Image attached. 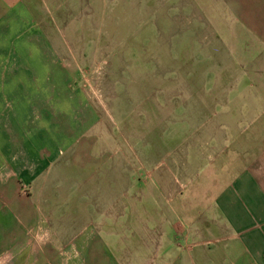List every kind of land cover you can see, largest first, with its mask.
Here are the masks:
<instances>
[{"label": "crops", "instance_id": "0c3cea01", "mask_svg": "<svg viewBox=\"0 0 264 264\" xmlns=\"http://www.w3.org/2000/svg\"><path fill=\"white\" fill-rule=\"evenodd\" d=\"M213 1L220 4L217 20L227 27L225 33L209 41L195 30L196 46L186 47L187 63L197 64L201 80L172 79L171 89L135 98L144 124L136 140L145 151L138 160H123L121 195H115L114 159H98V149L92 150L90 142L102 137L96 132L81 140L73 157L47 159L58 160V169L74 163L82 176L106 160L101 166L110 179L102 188L98 177L80 182L87 187L77 186L75 199L85 206L66 219L55 218L53 209L46 213L45 204L42 219L30 204L20 212L16 186L4 187L0 179V264H264V0H205ZM58 2L65 0H0V40L11 24L29 22L21 44L30 53V43L36 45L29 37L38 31L30 21H52L47 6ZM17 79L0 72V96L3 86ZM148 98L151 104H145ZM171 116L187 118L191 153L179 149L172 156L147 137L148 123ZM48 172L41 175L44 191L33 199H51L52 185L61 183ZM66 194L61 197L67 199ZM119 198L124 206L115 209ZM24 214L25 225L19 223ZM19 226L29 232L26 244L38 246L35 254H5L15 252ZM40 234L48 241L38 245Z\"/></svg>", "mask_w": 264, "mask_h": 264}, {"label": "rangeland", "instance_id": "374dc122", "mask_svg": "<svg viewBox=\"0 0 264 264\" xmlns=\"http://www.w3.org/2000/svg\"><path fill=\"white\" fill-rule=\"evenodd\" d=\"M210 5L205 0H65L60 5L48 4L52 21H30L38 31L29 37L36 47L30 43L28 54L21 41L27 39L22 31L29 22L11 24L0 40V72L6 78H18V83L4 85V95L0 96V179L4 187L9 182L16 186L20 212L30 204L35 211L39 209L42 219L45 204L46 213L53 209L55 218L66 219L85 206L75 199L77 186L87 187L80 182L89 176L98 177L102 188L104 179H110L105 166H101L106 160H98L102 161L98 168H88L83 176L80 169L75 171L74 163L58 169V160H47L73 157L81 140L92 132L102 136L89 139L92 150L98 149V159L107 155L114 159V178L118 182L115 195H121L123 160H138L139 151H145L139 149L136 140L144 128L136 99L140 93L171 89L172 79L184 83L188 77L200 76L201 80V70H195L197 64L187 63L190 54L186 47L196 46V31L206 34L210 41L227 28L217 20L220 4L213 1ZM41 45L47 51L39 52ZM152 102L149 99L145 104ZM164 119L156 117L155 123H148L147 137L168 147L172 156H178L179 149L191 153L187 118ZM47 170L48 177L62 181L52 185L51 199H33L44 191L41 175ZM64 192L67 199L62 198ZM122 204L121 198L115 199L113 207L121 208ZM25 217L20 215L19 223L25 225ZM16 236L21 237L15 252L9 250L6 255H15L16 251L17 255L35 254L38 246L26 244L30 239L27 230L22 233L19 226ZM36 241L41 245L48 239L40 234Z\"/></svg>", "mask_w": 264, "mask_h": 264}]
</instances>
